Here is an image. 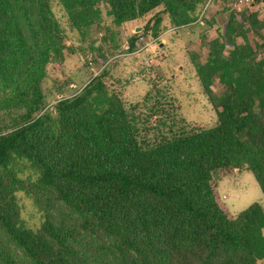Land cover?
<instances>
[{"label":"trees","instance_id":"16d2710c","mask_svg":"<svg viewBox=\"0 0 264 264\" xmlns=\"http://www.w3.org/2000/svg\"><path fill=\"white\" fill-rule=\"evenodd\" d=\"M208 1L0 0V264H21L13 248L28 264L264 261V208L253 203L229 216L213 178L218 170L230 175L244 168L264 197V18L258 11L222 6L227 15L216 37L202 33L197 40L204 59L189 55L215 112L210 127L141 129L106 85L104 65L52 111L44 105L46 68L65 58L54 6L84 44L103 3L115 26L161 9L143 28L156 37L163 15L175 28L200 15L212 26L216 10ZM135 41L128 36V52ZM99 59L89 62L101 66ZM19 192L41 213L36 228L21 217Z\"/></svg>","mask_w":264,"mask_h":264},{"label":"rangeland","instance_id":"374dc122","mask_svg":"<svg viewBox=\"0 0 264 264\" xmlns=\"http://www.w3.org/2000/svg\"><path fill=\"white\" fill-rule=\"evenodd\" d=\"M213 9L216 15L212 26H206L201 19L189 26L175 28L163 15L158 35L154 37L150 31L144 33L143 28L161 9L139 22L115 26L107 15L108 6L103 3L100 5V22L85 31L82 44L77 32L67 26L63 12L54 6L55 18L66 38L65 58L46 68V78L41 83L45 109L52 111L55 102L75 95L104 65L108 72L106 85L121 96L126 110L141 129L156 125L162 132H176L214 125L216 116L212 104L203 95L189 60L190 54L204 59L205 50L198 46L197 40L202 33L208 38L216 37L217 29L225 23L227 12H223L221 3L216 0ZM251 10L258 11L264 18V1ZM130 35L136 36L133 52L126 48ZM83 48H90V51L85 52ZM93 55H99L101 66L89 63ZM213 178L219 201L229 216H236L253 203L264 208L263 194L250 171L235 169L232 174L225 175L218 170L213 173ZM17 197L21 217L27 225L36 228L41 216L39 209L22 192L17 193ZM12 251L21 264H28L19 250L13 248ZM256 264H264V261Z\"/></svg>","mask_w":264,"mask_h":264},{"label":"built area","instance_id":"2783aa9c","mask_svg":"<svg viewBox=\"0 0 264 264\" xmlns=\"http://www.w3.org/2000/svg\"><path fill=\"white\" fill-rule=\"evenodd\" d=\"M211 1H213L214 4L216 0H209L206 4V7L210 4ZM217 1L221 3L222 6L228 8L229 11H234V12L246 10V9L250 10L253 7V5L256 3V0H217ZM198 20L199 21L201 20V15L198 18Z\"/></svg>","mask_w":264,"mask_h":264}]
</instances>
